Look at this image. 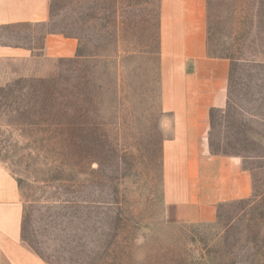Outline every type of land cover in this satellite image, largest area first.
I'll return each mask as SVG.
<instances>
[{
    "label": "rangeland",
    "instance_id": "obj_1",
    "mask_svg": "<svg viewBox=\"0 0 264 264\" xmlns=\"http://www.w3.org/2000/svg\"><path fill=\"white\" fill-rule=\"evenodd\" d=\"M47 1L46 24L0 28L4 46L78 44L73 59L0 60V165L44 264H264V0H206L208 53L230 63L209 149L240 159L256 200L194 225L164 217L161 0Z\"/></svg>",
    "mask_w": 264,
    "mask_h": 264
},
{
    "label": "crops",
    "instance_id": "obj_2",
    "mask_svg": "<svg viewBox=\"0 0 264 264\" xmlns=\"http://www.w3.org/2000/svg\"><path fill=\"white\" fill-rule=\"evenodd\" d=\"M49 18L47 0H0V28ZM77 47L74 38L46 34L36 50L0 45V60L73 59ZM159 57L160 106L172 117V137L162 145L165 221L211 223L221 204L250 198L253 185L240 159L210 153V113L227 106L230 63L208 53L206 0H161ZM22 220L16 182L0 165V264H44L22 241Z\"/></svg>",
    "mask_w": 264,
    "mask_h": 264
},
{
    "label": "trees",
    "instance_id": "obj_3",
    "mask_svg": "<svg viewBox=\"0 0 264 264\" xmlns=\"http://www.w3.org/2000/svg\"><path fill=\"white\" fill-rule=\"evenodd\" d=\"M5 28H7V27H3V29H5ZM78 57V53H76V57L75 58H77ZM213 57V56H212ZM215 58H222V57H215ZM222 59H226L227 60V58H222ZM55 112V111H54ZM211 151V153H212V155H220V153H216V152H214L213 150H210ZM256 199H255V197H251V198H248L247 200H246V202H253V201H255ZM23 221V220H22ZM23 223V222H22ZM23 226H22V233H21V239H22V241L24 242V243H26L31 249H32V251L43 261V259L40 257V255L35 251V249L33 248V246H32V244L27 240V239H25L24 237H23ZM46 264H47V262H45Z\"/></svg>",
    "mask_w": 264,
    "mask_h": 264
}]
</instances>
